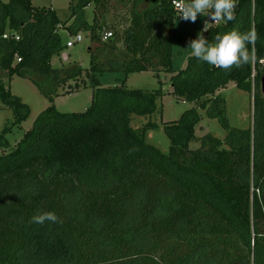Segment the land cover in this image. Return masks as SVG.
Masks as SVG:
<instances>
[{"label": "trees", "instance_id": "obj_1", "mask_svg": "<svg viewBox=\"0 0 264 264\" xmlns=\"http://www.w3.org/2000/svg\"><path fill=\"white\" fill-rule=\"evenodd\" d=\"M31 1L0 2V102L12 113L0 134V264H264V0H236L235 20H209L203 32L211 43L217 34L254 31V62L222 70L190 56L171 76L168 92L193 106L163 126L166 153L145 142L156 123L135 124L159 116L162 89H129L125 80L102 87L96 75L172 73V0H78L70 18L97 44L88 49V69L51 66L64 48L59 19ZM89 5L91 24L82 20ZM105 32L112 37L104 40ZM15 75L50 105L11 147L5 134L29 111L10 92ZM84 78L90 106L57 112L58 88L86 87ZM230 82L253 92L252 127L229 123L218 92ZM200 111L226 135H205L191 149ZM40 212L58 222L31 223Z\"/></svg>", "mask_w": 264, "mask_h": 264}, {"label": "rangeland", "instance_id": "obj_2", "mask_svg": "<svg viewBox=\"0 0 264 264\" xmlns=\"http://www.w3.org/2000/svg\"><path fill=\"white\" fill-rule=\"evenodd\" d=\"M9 0H0L2 3H7ZM120 1V0H114ZM178 1V0H177ZM78 0H32L31 3L36 8H46L54 11L59 19V25L55 27V32L61 37L63 50L57 55L55 54L51 59V66L54 69L66 68L73 65L80 66L83 69L89 68L90 57L88 49L94 51L96 43L90 41L88 32L85 30H77L78 23L74 18H70L71 6H75ZM122 12L119 13V15ZM116 11H112L108 19L115 16ZM94 17L93 5H89L83 9L82 20L91 24ZM127 18L121 23L120 28H125ZM210 25L207 17V12L198 15L196 22L178 21L175 20L172 41V73H165L159 71L157 73L152 71L142 73L129 74L126 79L120 71L105 72L96 75L102 87H111L120 85L125 80V86L129 89H140L144 91H153L162 89L164 95L158 100V108L161 109L159 116L152 115L149 117H137L135 124H143L148 119L156 123L158 126L153 130L147 131L145 135V142L149 145L158 148L161 153H166L169 147V140L163 131V126L178 120L184 111L190 109L193 105L182 101L170 94V78L173 74L187 65V59L190 57V49H187L188 42L196 38L198 33H203L204 29ZM74 31L76 34H69L68 31ZM76 35H80L82 41L75 43L73 47L66 48V42H72ZM121 47V45H120ZM18 62V59H17ZM86 80V87H80L74 90V82L69 81L62 88H58L57 95L54 97V108L59 113H79L85 111L91 104L92 88L89 87L88 80ZM69 85L72 88L69 90ZM11 94L19 97L21 101L28 107V116L20 124L19 127L14 128L11 132L5 134V138L13 147L23 136L24 132L31 129L36 117L43 112L50 103L48 99L40 92L38 87L28 78L15 75L9 81ZM72 91L65 93L66 91ZM227 100L226 116L232 127L237 129H246L253 125V92L251 94L241 91L236 88L233 82H230L227 87L219 92ZM12 113L0 102V134L6 125ZM201 120L195 127L196 141L190 143L191 149L200 147L199 138L205 135H212L219 139L225 137V132L219 127L217 122L209 119L204 111H200ZM1 152V151H0ZM143 242V240H139ZM146 243L145 241L143 242ZM141 244V243H140Z\"/></svg>", "mask_w": 264, "mask_h": 264}, {"label": "clouds", "instance_id": "obj_3", "mask_svg": "<svg viewBox=\"0 0 264 264\" xmlns=\"http://www.w3.org/2000/svg\"><path fill=\"white\" fill-rule=\"evenodd\" d=\"M179 11V18L184 21L196 22L198 15L208 9L213 11L207 17L212 22L235 20L236 0H173ZM204 31H207L204 29ZM257 34L254 31L242 33L232 30L226 34H217L214 42H208L203 33H198L196 38L188 42L187 49L190 55L209 65L230 70L233 66L240 68L245 64L254 62V51L249 50V45L254 44ZM57 223L58 217L53 212H40L31 217L30 222L43 225L45 222Z\"/></svg>", "mask_w": 264, "mask_h": 264}, {"label": "built area", "instance_id": "obj_4", "mask_svg": "<svg viewBox=\"0 0 264 264\" xmlns=\"http://www.w3.org/2000/svg\"><path fill=\"white\" fill-rule=\"evenodd\" d=\"M177 2H178V1H177ZM171 5H172V7H173V9H174V11H175V13H176L177 20H178V21H183L182 19L179 18V11H178V9L176 8L175 3L173 2V0L171 1ZM214 23H216V22H214ZM110 37H112V33H111V32H105V33L103 34V39H104V40H106L107 38H110ZM3 38H4V39H7L8 36L5 34V35H3ZM15 39L18 40V37H15ZM81 41H82L81 36H80V35H76L75 39H74L72 42H70V41L66 42L65 46H66V48H71V47H73V45H74L75 43H79V42H81ZM19 60H20V59H18V61H19Z\"/></svg>", "mask_w": 264, "mask_h": 264}, {"label": "water", "instance_id": "obj_5", "mask_svg": "<svg viewBox=\"0 0 264 264\" xmlns=\"http://www.w3.org/2000/svg\"><path fill=\"white\" fill-rule=\"evenodd\" d=\"M261 90L264 92V75L260 79Z\"/></svg>", "mask_w": 264, "mask_h": 264}]
</instances>
